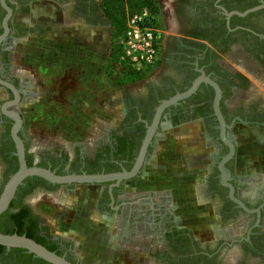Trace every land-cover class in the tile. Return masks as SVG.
I'll return each mask as SVG.
<instances>
[{"label":"flooded vegetation","instance_id":"1","mask_svg":"<svg viewBox=\"0 0 264 264\" xmlns=\"http://www.w3.org/2000/svg\"><path fill=\"white\" fill-rule=\"evenodd\" d=\"M4 2L11 13L6 21L8 31L0 38V80L10 83L19 97L16 104L6 106L5 110H18V104L30 93L31 85L17 62L21 57L19 45L28 34L30 9L38 11L45 6L58 9L59 20L65 25L76 21L90 29L110 26V23L100 0ZM261 2L169 0L168 15L162 18L159 69L153 74L154 78L145 83L142 92L121 91V113L111 123L100 126L95 136L74 142L71 149L58 143L38 147L32 143L18 110L22 118L18 135L23 141L26 164L49 168L59 175L128 171L134 164L146 126L151 124L161 101L185 91L200 75L208 76L220 88L218 108L225 123H220L214 111V87L200 81L193 93L162 110L136 175L95 183L93 211L96 215L110 217L109 226L116 234V243L136 255L141 253L148 264H264V179L258 177L259 170H253V166L252 170L240 173L241 163H246L248 158L238 157L243 147L250 155L247 148L254 146L256 138L264 136V6L244 15L231 13L227 17L224 13L244 11ZM5 14L0 1V36L4 32ZM0 93L4 95L0 99L1 192L8 177L17 169L18 160L10 135L13 120L2 108L5 102L14 99V94L2 83ZM194 123L211 148L209 169L201 190L210 205L208 214L216 216L215 227L200 237L179 224L177 207L169 204L168 194L153 190L135 192L134 188L130 192L127 185L142 176L162 131ZM228 140L233 143L234 152L224 162L226 180L233 185L234 196L247 210L228 196L229 188L222 184L219 163L229 151ZM77 185L27 176L17 186L8 205L11 212L25 213L37 231L44 233L53 244V250L74 264H78V260L73 241L66 232L51 229L35 202L45 198L56 202L61 192L69 194ZM1 213L0 231L6 222ZM0 264L45 263L19 256L16 248H10L0 250Z\"/></svg>","mask_w":264,"mask_h":264},{"label":"rangeland","instance_id":"2","mask_svg":"<svg viewBox=\"0 0 264 264\" xmlns=\"http://www.w3.org/2000/svg\"><path fill=\"white\" fill-rule=\"evenodd\" d=\"M168 6L169 0H155L160 30H164L162 18L168 15ZM59 16L58 9L46 6L27 12L28 34L19 45L17 62L31 85L17 107L33 144L58 143L71 149L74 142L92 138L100 126L111 123L121 113V91L142 92L161 63L142 73L133 72L110 56L115 43L111 26L88 29L76 21L65 25ZM3 96L0 93V99ZM160 135L142 176L127 184L130 192L134 188L135 192L168 194L169 204L177 207L179 224L197 237L206 235L210 229L203 227L204 221L209 218L216 223V216L208 214L210 205L201 190L211 148L197 123ZM261 136L247 150L254 158L262 157L257 168L258 177L264 179ZM244 152L246 149L240 150L238 157ZM75 189L69 194L61 192L56 202L50 198L37 201L35 207L53 231L68 234L78 264H148L141 253L136 255L112 240L110 229L105 232L110 221L108 225L97 223L92 206L96 184H78Z\"/></svg>","mask_w":264,"mask_h":264},{"label":"water","instance_id":"3","mask_svg":"<svg viewBox=\"0 0 264 264\" xmlns=\"http://www.w3.org/2000/svg\"><path fill=\"white\" fill-rule=\"evenodd\" d=\"M0 1H1L2 6L6 9V14L2 21V24L4 27V32L0 36V38H2L6 35L8 31L6 21L11 13V9L5 4L4 0H0ZM262 6H264V0H262L260 4L250 7L244 11L234 10L231 12L225 11L224 13L227 17H229L231 13H236L238 15H244L250 11H254L258 8H261ZM202 80L210 83L215 89L213 107H214V111L218 115V119L220 123L223 125L225 122L218 108V100L221 94L220 88L208 76L200 75L199 77L193 80L191 86L188 89H186L183 92L177 93L169 97L168 99L162 100L161 103L156 107L152 122L151 124L146 126L145 135L140 144L134 164L130 170L128 171L123 170L121 172H112V173H80V174L71 173V174H62V175L55 174L49 168L40 167V166H28L26 164V160L24 156L23 141L18 135V130L20 129L22 125V118L18 110H5L6 106L11 105V104H16L18 102V98H19L18 92L10 83L0 80V83H2L7 88H9L14 94V99L5 102L2 105V108H3V111L13 120V124L10 128V135L14 141L15 155L18 160L17 169L8 177L7 181L4 183L2 190L0 192V213L3 212L8 207L10 200L12 199L17 186L27 176L36 175V176L45 178L53 183H59V184H71V183L95 184V183L105 182L111 179H116L118 181L123 178L133 177L134 175L138 173L140 167L142 166V163L146 155L148 144L150 143L151 137L154 134V131L157 126V122H158V119L160 117L162 110L170 104H175L178 99L187 97L188 95L193 93L195 89L197 88L199 82ZM227 145L229 147V151L219 163L220 170L222 171V175H221L222 184L226 185L229 188L228 196L233 201H235L237 204H239V206H241L243 209L247 210V207L244 205V203L240 199L234 196L233 185L229 181L226 180L225 173H227V168L224 166V162L228 158H230L234 152V145L230 140L227 141ZM0 245L5 246L7 250H9L12 247L23 248L25 249L27 253H32L34 257L43 259L44 261H47L51 264H74L70 262L69 260H67L64 256L56 253L55 251L49 250L44 245L36 242L30 237H27L25 234L0 232Z\"/></svg>","mask_w":264,"mask_h":264},{"label":"built area","instance_id":"4","mask_svg":"<svg viewBox=\"0 0 264 264\" xmlns=\"http://www.w3.org/2000/svg\"><path fill=\"white\" fill-rule=\"evenodd\" d=\"M157 24L158 13L154 7L126 10L123 30L116 40L119 47L118 62L136 73L155 66L161 52V30Z\"/></svg>","mask_w":264,"mask_h":264},{"label":"trees","instance_id":"5","mask_svg":"<svg viewBox=\"0 0 264 264\" xmlns=\"http://www.w3.org/2000/svg\"><path fill=\"white\" fill-rule=\"evenodd\" d=\"M154 4L155 0H100L102 11L110 23V26L113 29V35L115 37V43L110 51L111 57H117L118 59L119 47L116 40L123 30V18L126 10L134 11L143 6L154 7ZM24 214L25 213L21 211L11 212L8 207L4 212L1 213V216L6 218V222L4 223L5 225H3V228L0 232L25 234L27 237H30L36 242L44 245L49 250L54 251L53 244L48 242L46 235L44 233L38 232L36 225L27 218V215ZM5 249V246L0 245L1 251H4ZM16 250L19 252V256H27L32 260L34 258L35 260L43 261L45 264H51L47 261H44L43 259L34 257L32 253H27L23 248H16Z\"/></svg>","mask_w":264,"mask_h":264},{"label":"crops","instance_id":"6","mask_svg":"<svg viewBox=\"0 0 264 264\" xmlns=\"http://www.w3.org/2000/svg\"><path fill=\"white\" fill-rule=\"evenodd\" d=\"M240 138V137H239ZM243 139H244V137H243ZM241 143H243V141H241ZM243 149H244V147H243ZM242 156H245V157H247L246 159L248 160L246 163H241V169L239 170V172L240 173H243V172H245V171H247V170H252V166H253V170H256V169H258V168H256L257 167V163L258 162H252V161H258L259 160V157H253L252 155H248V152L246 151V153L244 152V153H242ZM241 156V157H242ZM259 170V169H258ZM248 180V179H247ZM74 206H76L75 205V203H74ZM96 219H97V223L98 224H102V225H108V223H109V219H110V217H108V216H106V215H102V216H99V215H96ZM215 225H216V223L213 225V223H212V219H206V221H204V225H203V227L204 228H208V230L209 229H212V227H215ZM107 229H105V232L106 233H108V231H109V229H110V226L108 227H106ZM219 228L217 227L216 228V230H218ZM111 230V229H110ZM105 235V234H104ZM110 235H111V238H112V240L113 241H117V239H116V234H115V232L113 231V230H111V232H110Z\"/></svg>","mask_w":264,"mask_h":264}]
</instances>
